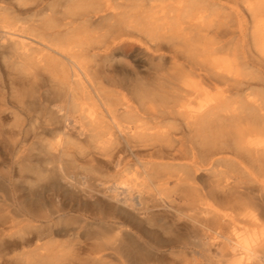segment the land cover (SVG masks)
Instances as JSON below:
<instances>
[{
  "label": "bare ground",
  "instance_id": "6f19581e",
  "mask_svg": "<svg viewBox=\"0 0 264 264\" xmlns=\"http://www.w3.org/2000/svg\"><path fill=\"white\" fill-rule=\"evenodd\" d=\"M9 1L8 66L51 84L50 175L77 203L116 213L99 252L135 250L138 228L165 214L190 229L182 252L264 264V26L239 39L212 26L208 0ZM218 54L242 63L244 78L213 66ZM77 161L93 176L74 174Z\"/></svg>",
  "mask_w": 264,
  "mask_h": 264
},
{
  "label": "rangeland",
  "instance_id": "374dc122",
  "mask_svg": "<svg viewBox=\"0 0 264 264\" xmlns=\"http://www.w3.org/2000/svg\"><path fill=\"white\" fill-rule=\"evenodd\" d=\"M8 1L0 0V5ZM208 1L212 26L231 25L240 31L239 39H251L256 26H264V0ZM17 13L27 18L33 12ZM197 21L193 19V23ZM1 50L0 264H210L206 256L201 257L203 252L181 251L180 241L192 239L190 229L165 214L138 228L129 242L135 250L99 252L116 233L110 228L116 213L77 203L75 196L57 185L51 171L53 161L45 157L44 150L49 122L46 97L51 84L46 79L23 81L17 77ZM118 57L130 63L128 57ZM235 60L218 54L212 65L232 82L233 77L242 79L248 72ZM257 67L264 71V64ZM69 169L76 175L93 176L87 162L70 163ZM211 260H216L213 254Z\"/></svg>",
  "mask_w": 264,
  "mask_h": 264
}]
</instances>
